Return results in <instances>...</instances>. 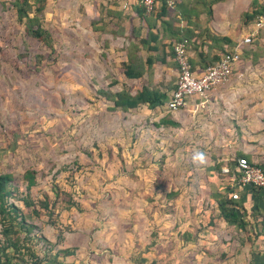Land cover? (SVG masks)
I'll list each match as a JSON object with an SVG mask.
<instances>
[{
  "label": "rangeland",
  "instance_id": "obj_1",
  "mask_svg": "<svg viewBox=\"0 0 264 264\" xmlns=\"http://www.w3.org/2000/svg\"><path fill=\"white\" fill-rule=\"evenodd\" d=\"M12 1L0 0V173L11 174L8 201L35 226L23 242L41 261L71 249L53 257L65 264H240L224 257L229 231L218 223L216 199L233 192L221 167L233 166L242 149L264 166L260 32L248 45L261 56L241 57L211 89L210 107L187 116L190 141L177 128L160 139L150 113L132 118L99 92L110 76L93 45L80 41L88 26L77 0L45 1L52 50L23 33ZM25 170L34 172L28 189ZM44 195L49 209L39 206ZM24 196L33 206H21Z\"/></svg>",
  "mask_w": 264,
  "mask_h": 264
},
{
  "label": "crops",
  "instance_id": "obj_2",
  "mask_svg": "<svg viewBox=\"0 0 264 264\" xmlns=\"http://www.w3.org/2000/svg\"><path fill=\"white\" fill-rule=\"evenodd\" d=\"M250 1L175 0L173 7L158 4L152 12L145 13L136 0H77L80 24L83 21L88 26L82 32L84 34H80V41L85 48L93 45L96 62L103 65L102 71L107 77L109 73V80L104 82V86L101 85L100 90L112 93L123 90L134 96L142 86H146L164 90L168 95L174 87L177 74L176 65L168 54L171 43L182 34L202 41L201 46L196 47L200 53L194 49V45L189 50V56L195 63L194 69L199 71L207 61L206 57L211 61L218 56L222 48L229 44L238 45L246 35L247 30L245 25L241 24V15L248 9ZM261 1L263 0H258ZM202 2L204 5L210 4L209 16L206 15ZM150 34L156 35L154 40ZM128 59L142 67L139 76L130 78L121 73L123 67L128 64ZM148 61L151 67H154L150 73L146 68ZM199 64H202V67ZM111 66L116 70L115 74ZM210 91L204 99L189 100L183 108L171 112L165 111L161 106L148 108L146 104L126 110L119 107L115 109L127 112L132 118L138 113H143L146 117L150 113L149 123L152 128L158 130L160 139L166 138L165 130L177 128L185 129L182 133L183 141H186L187 136L190 141V132L185 125L189 123L187 116H190V112H197L210 105ZM110 104L113 105V102L110 101ZM165 116L175 122V125L160 123V119H165ZM192 123L195 127H208L207 124L202 125L201 120H194ZM191 127L192 125H189L188 128ZM141 131L139 136L144 135L143 130ZM140 139L138 137V143ZM241 152L247 153L243 149ZM237 193L246 213L248 238H243V234L238 233L233 224L217 217L218 223L222 222L223 227L229 231L226 238L223 234V240L226 239L223 251L228 250L224 257L228 263L234 261L240 264H264V187L246 186L238 189Z\"/></svg>",
  "mask_w": 264,
  "mask_h": 264
},
{
  "label": "trees",
  "instance_id": "obj_3",
  "mask_svg": "<svg viewBox=\"0 0 264 264\" xmlns=\"http://www.w3.org/2000/svg\"><path fill=\"white\" fill-rule=\"evenodd\" d=\"M175 3L176 2L174 0V4ZM161 4L167 7L165 2H161ZM209 5L210 4L208 5L203 4L204 7L203 9L206 15L208 16L210 15ZM12 6L14 7L16 20L22 23L23 33L30 38L42 42L46 47L52 50L50 33L42 25L43 18L41 15L43 13V9L45 6V0H13ZM258 15H264V1L258 2V0H251L249 2L248 9L245 10L241 15L242 24L245 25V21L250 19L252 23L253 19ZM263 30L264 29L259 30L260 32L259 35L261 37L262 36L264 37V33L261 32ZM150 37H152V39L154 40L156 35L150 34ZM181 37L187 40L188 51L193 47V45H194V49L197 50L196 47L201 46L202 44V41L199 42L195 37H192L187 34H182L176 40L180 39ZM233 46H234L233 44H229L224 49L222 48L218 56H216V58L212 59L211 61L210 58L207 59L206 57L207 61L205 62L203 68L213 64L223 52L227 50H231ZM197 52L200 53L199 50H197ZM168 54L170 55L171 60L174 61L173 53H172V43ZM260 56H261V50L259 46L252 47L249 46L248 43L241 45L239 59H241V57H247L250 59V61H256V59H258ZM189 62L192 70H194L195 63H193L194 61L190 57H189ZM199 65H201L202 67V64ZM146 68H147V72L150 73L152 67L149 61L146 64ZM121 73H123L126 77H130V78L137 77L142 73V67L139 65V63H135L133 60L128 59V64L125 67H123ZM99 92L102 94V96L107 98V100L113 102L112 107L114 108L119 107L122 110L135 107L139 104H146L148 108H153L156 106L163 107V105L168 100L170 95V94L167 95L166 91L164 90L160 91L158 89H150L146 86H142L134 96H130L123 90L114 93L104 90H100ZM160 123L175 125V122L171 121L167 117L165 119L163 118L160 119ZM239 156H243L247 160L249 159V155L244 154L242 152H238V157ZM22 177L26 181V186H25L26 189L30 188L35 183L34 172L32 170H25ZM10 182H11V174L0 173V226H1L0 256L2 255L0 264H18L17 262L11 260V259L17 260V257L19 262L24 264L27 263L65 264L61 261H55L53 257L56 254H62V256L72 255L71 249L67 248L63 250H57L56 253H54L52 256H49L48 254H44L43 256L44 260L41 261L42 258L41 259L37 258L34 250L23 242V239L25 240L29 239L28 237H25V235H28L31 229L35 228V226L34 224H29L25 222L24 212H22L20 206H17L13 202L8 201V198L11 197L12 195ZM250 187L254 188V186H250ZM53 194L54 197H56L57 191L55 189L53 190ZM19 200L21 202V206L23 207L33 206L32 200H30L25 196L19 198ZM50 205L52 204L49 203V198L44 195L42 200L39 202V206L44 209H49ZM216 208H217L218 218L222 219L225 222H230L236 227L238 233L241 232L243 234L242 235L243 238H248L246 233L247 230L246 226L248 222H247L244 206L240 202L239 197L234 199L231 197V195H228L227 197L222 196L216 199ZM33 209H34L33 212L36 213V209L35 208ZM19 231L24 232L23 238H21L18 235ZM9 251H11V254L8 253ZM25 256H28V258H24Z\"/></svg>",
  "mask_w": 264,
  "mask_h": 264
},
{
  "label": "built area",
  "instance_id": "obj_4",
  "mask_svg": "<svg viewBox=\"0 0 264 264\" xmlns=\"http://www.w3.org/2000/svg\"><path fill=\"white\" fill-rule=\"evenodd\" d=\"M145 13L165 2L166 6L173 7L174 0H136ZM260 29H264V15L256 16L247 33L240 43L231 50L223 52L211 65L203 69L192 70L189 62L187 40L183 37L172 42L173 59L176 64V79L174 88L168 100L163 105L165 111H176L183 108L189 100H202L214 87L222 84L230 75L232 67L239 61L240 46L250 42ZM221 172L228 175L233 192L232 198H238L237 190L246 186L264 187V166L260 163L249 162L245 157L239 156L230 168L221 167Z\"/></svg>",
  "mask_w": 264,
  "mask_h": 264
}]
</instances>
